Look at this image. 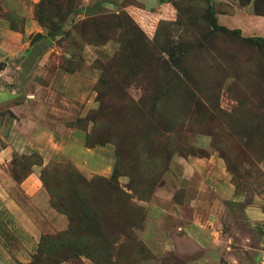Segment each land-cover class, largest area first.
<instances>
[{"label": "rangeland", "instance_id": "rangeland-1", "mask_svg": "<svg viewBox=\"0 0 264 264\" xmlns=\"http://www.w3.org/2000/svg\"><path fill=\"white\" fill-rule=\"evenodd\" d=\"M251 36L264 0H0V264H261Z\"/></svg>", "mask_w": 264, "mask_h": 264}, {"label": "water", "instance_id": "water-1", "mask_svg": "<svg viewBox=\"0 0 264 264\" xmlns=\"http://www.w3.org/2000/svg\"><path fill=\"white\" fill-rule=\"evenodd\" d=\"M140 1L145 2L147 8L154 7L158 4V0H140ZM48 46H49V42L46 39H41L32 45L31 49L29 50V53L26 55L21 65V71L19 73L21 80L24 77V75L27 74L29 70L32 68L35 61L37 60V57Z\"/></svg>", "mask_w": 264, "mask_h": 264}, {"label": "crops", "instance_id": "crops-1", "mask_svg": "<svg viewBox=\"0 0 264 264\" xmlns=\"http://www.w3.org/2000/svg\"><path fill=\"white\" fill-rule=\"evenodd\" d=\"M25 184V183H24ZM24 184H23V186H24ZM26 187H28L29 188V190H31V191H29V190H27L25 187H23L24 189H25V192H26V195H28V193H30V194H35V197L37 196V193H38V191H39V189H38V186L37 185H28L27 183H26ZM0 188H2V187H0ZM22 188V189H23ZM22 205H24V204H22ZM225 234H228V233H223V249H225V250H228V249H230V247H231V249H233V247L236 245V244H238L239 242L236 240V238L235 237H233V236H231V235H225ZM235 257H237L238 258V255L236 256L235 255ZM237 260V259H236Z\"/></svg>", "mask_w": 264, "mask_h": 264}, {"label": "trees", "instance_id": "trees-1", "mask_svg": "<svg viewBox=\"0 0 264 264\" xmlns=\"http://www.w3.org/2000/svg\"><path fill=\"white\" fill-rule=\"evenodd\" d=\"M160 1H166V0H160ZM216 20V19H215ZM228 30V29H226ZM234 33H239V29H234L233 30ZM247 40H250L254 43H260V42H264V38L261 37V36H251V37H248ZM49 41V40H48Z\"/></svg>", "mask_w": 264, "mask_h": 264}, {"label": "built area", "instance_id": "built-area-1", "mask_svg": "<svg viewBox=\"0 0 264 264\" xmlns=\"http://www.w3.org/2000/svg\"><path fill=\"white\" fill-rule=\"evenodd\" d=\"M263 253H264V249H263ZM261 264H264V256L262 257Z\"/></svg>", "mask_w": 264, "mask_h": 264}]
</instances>
